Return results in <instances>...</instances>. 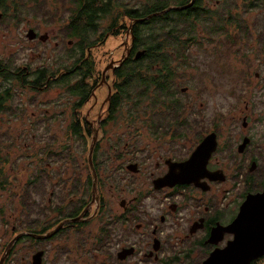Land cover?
Segmentation results:
<instances>
[{
    "label": "flooded vegetation",
    "instance_id": "flooded-vegetation-1",
    "mask_svg": "<svg viewBox=\"0 0 264 264\" xmlns=\"http://www.w3.org/2000/svg\"><path fill=\"white\" fill-rule=\"evenodd\" d=\"M160 1L146 0L128 7L122 5L123 0H103L109 3L107 5L100 1L95 2L98 11L94 17L86 16V20L93 25L96 23V29L100 30L101 22L107 28L91 39V47L87 49L85 56L93 60L96 71V63L90 53L95 46L104 44L106 40L110 42L119 39L118 48L121 52L114 47V55L120 52L118 58L105 67L101 77L96 71L97 80H91L90 84L93 86L79 111L74 110L72 114H68L66 109L62 116L58 110L69 105L72 100L70 96L63 98V106L49 107L46 102L53 103L56 96L44 103H39L38 98L40 92L50 91L40 89L39 92H31L26 89L24 98L28 99H24L22 103L23 113L15 115L8 111L9 113L0 114L11 115L7 147L4 146L6 135L0 129V174L8 164L19 166L9 158V147H12L10 141L14 136L17 141L20 134L39 138L38 141H28L26 145L19 141L21 148L25 150L43 149L48 144L53 149L47 161L45 156L34 154L25 159L26 170L34 163L38 164L35 166L38 170L25 172L22 193L14 195L7 190L8 177L3 174L4 180L0 182V189L10 195L0 199V264H203L213 252L222 253L234 239L235 234L231 233L235 229L233 223H236L246 197L263 192L264 59L261 60L262 63L254 59L252 48L257 44V52L264 56V16L255 18L251 14L259 10L264 14V0H245L249 10L245 9L247 7L243 6L242 0H187L181 7L191 2L192 4L183 10L177 9L181 7L176 5V0H166V8L155 15L162 24L153 22V16H149L151 14L141 17L142 10H147ZM75 3V0H71L63 9L59 8V15L61 10L68 9L70 5L73 16L77 11ZM101 8L103 15L99 12ZM56 9L58 8L55 7L54 10ZM172 11H186L187 24H193L194 29V32L174 34V38L166 42V54L171 56L170 66L174 71V87L186 95L180 97V100L188 97L184 92L187 88L177 81L179 69L191 48L201 51L203 60L195 67L201 75V102L198 106L200 119L205 125L209 123V127L205 128L194 146L181 158L171 155L175 150L172 147V151L167 147L170 155L159 157L156 155L158 146L146 145L139 150L141 141L138 133L143 128L142 123L130 122L136 115L128 113L127 110L138 109L137 112L142 118V103L134 100L121 106L118 103L129 101L134 96L133 90L124 86V77L119 80L120 74L126 71V63L130 64L131 60L148 63L152 70H156L157 60L161 55L159 49L163 48L164 39L170 35L163 33L153 36V30L164 28L171 31L173 19L183 18L161 17ZM71 16L64 23L63 29L67 40L65 44L68 59L69 51L78 42L75 36L72 39L67 36V30H70L74 21ZM136 20L141 21L135 22ZM252 27L255 29H251ZM29 30L34 32L35 38L27 39L28 41L38 40L44 43L48 40L45 33L40 35L45 40H40L38 33L31 28L27 30L26 36ZM177 51H187V54L183 57ZM209 55L217 68L213 74L209 70ZM232 57L240 66H235L234 61L231 65ZM227 60L231 67L225 64ZM2 61L4 60L0 59L1 63ZM6 63L11 66L10 60L3 64ZM138 68L145 69L144 66L140 68L139 64ZM32 73L27 72V77L32 78ZM103 77L106 79L105 83ZM207 82L214 89L217 86L220 89L226 88L225 95L232 100V106L229 110L226 108L225 113L213 110L211 115H206L203 112L209 109L206 96L218 95L217 89L216 92L206 89ZM11 84L10 92L15 94L19 87L15 81ZM100 88L105 90L106 95L102 98L104 90L98 92V100L93 92ZM127 89L130 90L129 95H126ZM56 92L58 93V89ZM64 92L65 88H60L56 97L58 101ZM152 92L149 89L148 94ZM31 97L35 98L36 104L33 102L32 106H28ZM93 97L95 101L91 102ZM97 100L100 102L97 118L96 115L95 120L90 116L83 118L90 126L85 128L88 133L82 129L86 137L90 136L87 137L88 144L78 143L76 136L69 131L68 126L72 121L70 118L75 114L82 119V110L86 104L89 103L87 108L90 109L94 104L97 105ZM72 103L69 110H73ZM33 106L41 108L38 119L37 116L28 115L27 108ZM46 106L51 109L48 114L45 112ZM188 108L189 103H184L183 116ZM53 114L57 118H51ZM4 119L7 120V117ZM33 119L39 122L29 124L28 130L21 124L17 128L18 133L11 132V124L15 120L23 123ZM55 122L62 124L64 132L61 137L50 135L55 128ZM123 123L126 129L120 132ZM189 129H160L157 133L173 135L178 132L180 137L183 130ZM144 130L150 136V130ZM191 132L199 130L191 129ZM209 134L214 135L215 148L205 167L195 168L190 183H169L159 187L157 180L168 173L170 162L186 161L201 140ZM47 136L50 138L47 139ZM163 138H152L151 135L149 140L157 143ZM91 144L93 149L90 157ZM14 146L19 147L18 144ZM78 152V157L87 154L84 160L76 162ZM142 160L153 163L149 176L141 177L140 181L136 178L126 179L125 175L128 173L136 174L141 171L139 166ZM39 162L50 166L53 171L47 172L45 168L41 172L40 166L44 167L45 164L41 163L39 166ZM198 252L200 257L194 259ZM254 263L264 264V257Z\"/></svg>",
    "mask_w": 264,
    "mask_h": 264
},
{
    "label": "rangeland",
    "instance_id": "rangeland-1",
    "mask_svg": "<svg viewBox=\"0 0 264 264\" xmlns=\"http://www.w3.org/2000/svg\"><path fill=\"white\" fill-rule=\"evenodd\" d=\"M13 1L16 2L15 9L17 10V13L21 16L16 18L13 16ZM8 2L9 7L6 16H2L0 19V59L4 61H11L10 68L12 71L18 70V69H26L29 74H31L36 69L40 68H46L50 70H57L60 72L61 67H64L63 65H68L70 63L68 59V52L66 44L67 40L65 39V29L64 23L66 24L68 22V17L73 14L72 8L69 5L68 9L61 10L59 15V8L63 9L67 4L70 3L71 0H13ZM57 1V2H55ZM146 0H123L122 5L128 7V6H134L136 5V2L138 4L144 3ZM120 3V2H119ZM121 4V3H120ZM191 4V3H190ZM189 4V5H190ZM55 7L58 9L54 10ZM54 10V11H51ZM36 15L35 17H33ZM61 16V17H60ZM252 17L258 18L263 17L264 14L260 12H254L251 14ZM136 20L135 22H137ZM33 29L35 32L38 33V35H43L44 33L47 34L48 40L46 42H40L38 40L35 41H28L26 38V32L28 29ZM107 28V25L104 22H101L100 24V31L103 32L104 29ZM131 28V27H130ZM251 29H255V27H252ZM119 39L111 40L106 42L104 44H100L103 46H95L94 49L90 52L92 57L94 58V61L96 63V71L99 74V77H101V74L105 67L112 63L113 59L118 58L120 55L121 50L118 48ZM73 44V43H72ZM116 47L120 52H116V55H114L115 52H113V48ZM257 44H254L252 48V57L256 60H260V63L262 59H264V56L261 52H257ZM140 52V51H139ZM160 54L166 53L167 48L164 46L162 49H159ZM201 52V51H200ZM198 49L191 48V51H188V54L184 58V61L181 62V67L179 69V76L177 78V81L180 83L181 86L186 87L187 89L184 91L187 93L188 97L181 98L182 104L188 102L189 108L188 111H184V117L183 119L188 120L189 124L187 125L190 129L183 130L182 135L180 137L178 136V132L173 134L170 138L167 136L163 139L159 140L157 143L154 141L149 140V134L144 130L145 127H143L139 131V146L138 149L142 150L146 145L150 146H158V151L156 155L159 157L160 155H170V153L167 151V147L171 149L175 148L174 152H171V155H175L178 158H181L184 153L187 150H190L192 146L197 142L199 136L204 132L205 128L208 126L209 123L205 125L203 120L200 119L201 112L199 111V103L201 100L199 99L200 94V87H201V75L199 72V69L195 68L197 64L200 65L201 60H203V53L201 54ZM111 53V55H109ZM209 62L211 66L209 67V70H211V74L215 73L217 71L215 61L213 58L209 55L208 57ZM207 58H205V61ZM4 61H2L4 63ZM233 57L230 61L231 65L233 64ZM229 61H225V64L231 67ZM235 66H240V63L238 61H234ZM200 68V67H199ZM213 68V69H212ZM130 69L129 71H131ZM201 70V69H200ZM128 72V71H127ZM135 74L137 73L136 70H134ZM126 74V71L124 72ZM27 79H29L27 77ZM104 83L106 81L105 77H103ZM174 82V80H172ZM100 83V82H99ZM205 87L208 90H215L218 91V95L211 96L208 95L206 98L208 99L209 109L207 111L203 112L206 115H211L213 110H219L226 112V108L229 110L230 106H232V100L229 98V96L225 95V89H220V87H216L214 89V86H212L209 82L205 83ZM56 89V88H55ZM153 90L154 88H150ZM54 90V89H53ZM104 90L103 88L99 90H94V94L98 96V100L100 98V95H98V92ZM57 92L50 91V92H40L39 94V103H44L48 100H53L56 96ZM14 95V94H13ZM106 95L105 90L103 93L104 98ZM150 98L153 97L152 94H148ZM185 95V94H184ZM134 97V96H133ZM131 98L129 101H120L118 102L119 105H123L125 103L133 102L134 98ZM149 98V99H150ZM25 100L28 99V97L24 98ZM97 100V105L94 104L90 109H93V111L90 112V109L87 108L88 104H86V107L82 110L81 117L85 118L86 116L92 117V120H95V115L97 118V108L100 102ZM103 100V99H102ZM101 100V101H102ZM13 101V100H12ZM95 98L93 97L91 99V102H94ZM211 101V102H209ZM194 104V105H193ZM17 105V103H12L11 107H14ZM28 107L27 112L28 115L31 116H37L41 114V108L38 106ZM141 110H144L146 112L149 111L148 107L142 105L140 107ZM195 110H198L196 112ZM202 110V109H201ZM13 112V111H12ZM46 114L51 112V109L48 108V106L45 107ZM92 114V115H91ZM122 115V114H121ZM4 117H7V120L4 119ZM39 117L37 116V119ZM0 129L3 134H5L6 143L4 146L7 147L8 145V136H9V122L11 120V115H0ZM4 119V120H2ZM8 122V123H7ZM39 120H29L25 122H21L20 120H15L11 124V132L15 134L17 132V128L19 125V128L21 127V124L24 125L25 129H29V124L32 123H38ZM93 122V121H91ZM55 127L51 133L48 131V134L50 135H56V137H61L62 132H64V129L62 127V124L55 122L53 124ZM94 129V127H93ZM125 124L123 123L121 126V131H124ZM191 129L199 130V132H191ZM18 133V132H17ZM49 135V136H50ZM47 136V139L48 137ZM50 138V137H49ZM175 140V141H173ZM12 142V147L9 146V158L10 161H15L19 166H16L15 164H8L6 167L3 168V173L0 174V182L4 180L3 174L5 173L8 177V188L7 190L11 191L14 195L22 193L23 185L25 183V172L26 173H32L38 169H35V166L38 165L36 163L30 165L28 169H25L26 162L22 159V148L19 141L16 140L15 136L12 138L10 143ZM95 142V141H93ZM92 142V143H93ZM126 143V142H125ZM14 144H18L19 147L17 148L14 146ZM129 144V143H126ZM52 146V145H50ZM172 147V148H171ZM56 148V147H55ZM150 149V147H148ZM53 149L51 150L50 154L52 153ZM151 152H153L151 150ZM155 153V152H154ZM46 155L47 157L50 155ZM87 154V153H86ZM85 154V155H86ZM77 160L82 161L84 160L85 155H80L78 152L77 154ZM76 157V156H75ZM75 160V158H73ZM152 161H141V165L139 166L140 172L136 174H130L128 173L125 175L126 179H132L136 178L137 181H140L141 177H148L149 173L153 170V163ZM28 166V165H27ZM40 166V165H39ZM47 169V172L53 171L50 166L47 167L45 164L44 167L40 166L41 172H43L44 169ZM118 181H121V178L119 176H116ZM138 183V182H137ZM5 190V191H7ZM10 195L4 192L2 189H0V199L2 196ZM200 257L199 252L194 255V259H198Z\"/></svg>",
    "mask_w": 264,
    "mask_h": 264
},
{
    "label": "trees",
    "instance_id": "trees-1",
    "mask_svg": "<svg viewBox=\"0 0 264 264\" xmlns=\"http://www.w3.org/2000/svg\"><path fill=\"white\" fill-rule=\"evenodd\" d=\"M13 0H0V13L3 16H6L9 4L8 2ZM75 8L77 11H79L76 14L71 16L72 20H74L70 25V30H67V36L68 38H73V36L76 37L78 42H75L74 49L70 50V63L68 65H63L64 67H61L60 72L57 70H50L46 68H40L32 73L33 77L27 79V71L24 70H15L12 71V69L6 64H3L0 62V114L4 112H11L13 114H21L23 113V105L24 102V95L26 93V89L29 91H41L40 89H43L44 91H57L58 93L56 97H58V94L60 93V88H65L66 92H64L62 95L63 97L58 101V99L53 100V103L46 102V104L50 107L53 106H63L64 104V97L70 96L72 98L71 102H73L71 105H74L72 108L73 110H69L68 107L70 105H67L65 107H61L58 111L62 113V116L65 115V110H68V114H72V112L79 111L82 105L84 104V99L89 96L90 89L93 85L90 84L91 80H97L95 78L96 71L94 68V63L91 58H87L86 52L87 49L91 47L92 44V38L100 31L99 29H96L97 24L94 23L91 24L86 20V16L92 15L94 17V14L96 11H98V7L95 5V2L100 1V3H103V5H107L108 2H103V0H75ZM244 2L243 6L247 7L245 9H250L247 4H245V0H242ZM187 0H176V5L178 6H184L186 4ZM166 0H161L160 2L156 3L152 7H150L147 10H142V16H153L151 19L153 22L157 21V23L162 24L161 22H158L159 20L156 18V12H159L166 8ZM109 4V3H108ZM16 2L13 1L12 7L13 9V16L18 18L21 15L17 13V10L15 9ZM99 12L101 15H103L104 11L103 9H99ZM90 13V14H89ZM84 14V15H83ZM187 12H168L164 16H161L162 18H169L170 16L174 17H183L181 19H173L174 23L172 25L173 29L171 31H167L164 28H157L153 30V36L155 34L162 35L163 33H167L170 35L169 38L164 39V45L162 47H166V42L172 38H174V34H181L183 32H194L193 24H187ZM34 15L33 17H35ZM84 17L85 19H83ZM185 18V19H184ZM166 21V20H165ZM93 28L92 30H90ZM89 31L91 32L89 34ZM73 48V47H72ZM174 50L176 48H173ZM178 52V51H177ZM183 57L187 54L186 52H178ZM158 66L156 70H152L150 64L148 63H138L131 60L130 64H125L126 74H120L119 80H122L124 82V86H127V88L133 90L134 95V101L137 103H142V105L148 107L149 111L146 112L144 110H140L142 114V118L139 116V113L137 112L138 109L130 110L128 109L127 112L136 115L135 118L130 119V122H140L142 123V127H145L150 130L152 135V138L156 137H168L170 138L171 134H159L157 133L158 130H179L185 127H188L189 124L188 120L183 119V108L184 104L180 101V97L186 96L180 93L178 88L174 87L173 75L174 71L171 70V56L163 53L159 55L157 60ZM141 68V66H144L145 69L140 70L138 68ZM196 67V66H195ZM132 69L131 71H129ZM134 70L137 71L135 74ZM124 71V70H123ZM128 71V72H127ZM122 73V72H121ZM119 76V75H118ZM17 82V86L19 89H17V92L13 95L10 91L12 88V82ZM151 86L154 88L152 95L153 97L150 98L148 95V91L151 88ZM56 88V89H54ZM54 89V90H53ZM126 90V95H129L130 90ZM179 97V98H178ZM150 98V99H149ZM13 100V101H12ZM35 98L31 97L29 98L28 106H32L33 104H36ZM34 102V103H33ZM11 103H17L14 107H11ZM31 103H33L31 105ZM146 103V104H145ZM22 105V106H21ZM48 107V108H49ZM8 112V113H9ZM51 118H57L56 114H53ZM72 121L71 124H69V131L72 132L73 135L76 136V139H78V143L81 144H88V138L90 136H85L84 130L85 128H90L88 126L84 119L80 118V116L73 114V118H70ZM49 119H47L46 122H48ZM54 121V120H52ZM65 121V120H64ZM189 128V127H188ZM82 131V134H81ZM86 133L88 131L85 129ZM17 139L22 143V145H26L28 141H33V139H37L36 137L33 138L32 136L28 137L24 134L18 135ZM39 138L37 139V141ZM49 145V146H48ZM46 145L45 148L37 150H25L23 147L22 152V159H28L27 157L31 158V155L35 156H45L46 161L48 160V157L46 155L50 154L51 152V146L50 144ZM85 151H87V146ZM45 164L43 162H39V165ZM4 185V182L2 183ZM251 264H255L252 262Z\"/></svg>",
    "mask_w": 264,
    "mask_h": 264
},
{
    "label": "water",
    "instance_id": "water-1",
    "mask_svg": "<svg viewBox=\"0 0 264 264\" xmlns=\"http://www.w3.org/2000/svg\"><path fill=\"white\" fill-rule=\"evenodd\" d=\"M190 5L177 9L183 10L190 7ZM26 38L28 40L34 39V32L29 30ZM39 39L45 40L43 36H40ZM93 140H95V137ZM214 148V135L205 136L186 161L181 163L170 162L168 173L157 180L159 187L169 185V183L172 185L190 183L195 168L205 167L206 161ZM92 149L93 144L90 147V157ZM199 160H201V163H199ZM239 213L236 223H233L235 229L231 233L235 234V237L232 242L222 253L213 252L203 264H251L264 257V188L260 194L248 195Z\"/></svg>",
    "mask_w": 264,
    "mask_h": 264
}]
</instances>
